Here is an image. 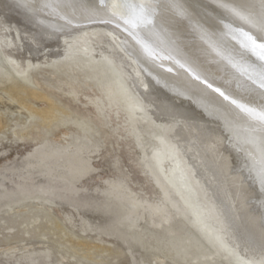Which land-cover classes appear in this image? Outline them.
I'll return each instance as SVG.
<instances>
[{"label":"bare ground","instance_id":"1","mask_svg":"<svg viewBox=\"0 0 264 264\" xmlns=\"http://www.w3.org/2000/svg\"><path fill=\"white\" fill-rule=\"evenodd\" d=\"M108 5L90 11L89 0H0V84L16 79L32 84L37 65L56 77L83 76L93 82L88 104L95 124L103 107L110 113L113 105L122 107L134 126V100L147 103L158 122L147 125L162 131L150 170L164 191L169 188L184 201V214L196 230L188 246L205 258L200 264L213 255L235 264H264V126L231 103L236 99L256 108L264 103L258 86H252L264 61L248 39L264 42L259 39L264 0H148L143 9L142 0H108ZM81 30L79 43L64 37ZM107 69L119 75L118 85L104 82ZM67 87V94H75L72 84ZM30 95L46 100L40 113L51 116L56 108L51 97L35 88ZM42 146L34 150L43 160L72 153L69 145ZM179 151L192 152L191 167ZM87 167L68 165L66 179L79 181ZM198 177L203 187L197 190ZM129 202L127 210H119V224L138 205L136 198ZM151 209L159 212L157 206ZM132 226L129 222L126 229ZM128 240L137 242L132 231ZM194 240L213 252L201 253ZM185 246L170 241L163 247L177 260L186 256Z\"/></svg>","mask_w":264,"mask_h":264},{"label":"rangeland","instance_id":"2","mask_svg":"<svg viewBox=\"0 0 264 264\" xmlns=\"http://www.w3.org/2000/svg\"><path fill=\"white\" fill-rule=\"evenodd\" d=\"M82 33L64 37L79 43ZM42 68L34 67L32 84L19 79L0 84V264L204 263L205 258L188 246L195 228L184 214V201L169 188L164 191L150 170L149 159L159 147L162 131L147 125L151 119L156 122L147 103L134 100V126L120 105V109L112 105L110 113L103 107L95 124L88 104L94 95L92 80L78 74L74 80L56 77ZM107 73L104 82L118 85L119 75L108 69ZM68 84L75 94H67ZM33 88L46 92L55 103L51 116L40 113L48 102L33 98ZM81 143L85 146L79 149ZM41 144L47 149L69 145L72 153L68 159L63 155L43 160L34 150ZM187 153L178 155L192 166V152ZM78 162L88 169L79 181L70 183L66 169ZM196 180L193 187L198 190L203 184L200 177ZM132 197L138 205L119 224V210H127ZM152 206L159 212L153 213ZM129 222L133 226L126 229ZM129 231L137 242L128 240ZM170 241L186 245V256L175 260L167 255ZM194 242L201 245V253L213 252L203 242ZM207 260L236 263L223 255Z\"/></svg>","mask_w":264,"mask_h":264},{"label":"snow or ice","instance_id":"3","mask_svg":"<svg viewBox=\"0 0 264 264\" xmlns=\"http://www.w3.org/2000/svg\"><path fill=\"white\" fill-rule=\"evenodd\" d=\"M146 2H148V0H142V5H141L142 9H143V4ZM89 4H90V8H89L90 11L103 10L109 7L108 0H89ZM113 4H114V0H113ZM260 27L261 30L264 31V20L261 21ZM248 39L251 41L253 45V50H255L256 48L260 50V59L264 61V42L257 44V38L252 36H249ZM259 39L264 40V36L259 37ZM205 83L207 82L205 81ZM252 86L253 87L258 86L259 95L261 99L264 100V64H262L260 67L258 79L252 80ZM208 87H212V85L209 84ZM215 90L219 92L221 96H224L226 100L230 99V97L226 96L225 93L222 92L219 88H216ZM231 103L237 105V107L244 110L249 117L253 119H257L261 123V125L264 126V103H262L259 106V108L245 105L244 103H241L236 99H232ZM261 182L264 183V169H262L261 171Z\"/></svg>","mask_w":264,"mask_h":264}]
</instances>
